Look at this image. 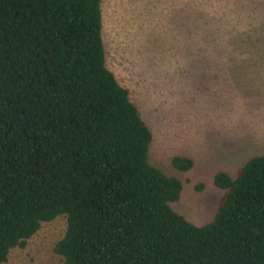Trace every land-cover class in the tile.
Returning a JSON list of instances; mask_svg holds the SVG:
<instances>
[{"label":"trees","instance_id":"16d2710c","mask_svg":"<svg viewBox=\"0 0 264 264\" xmlns=\"http://www.w3.org/2000/svg\"><path fill=\"white\" fill-rule=\"evenodd\" d=\"M101 4L0 0V264L58 216L63 264H264V155L214 175L208 223L174 211L181 181L148 160L151 131L106 64Z\"/></svg>","mask_w":264,"mask_h":264},{"label":"rangeland","instance_id":"374dc122","mask_svg":"<svg viewBox=\"0 0 264 264\" xmlns=\"http://www.w3.org/2000/svg\"><path fill=\"white\" fill-rule=\"evenodd\" d=\"M106 64L129 91L152 139L149 162L182 184L174 211L211 221L234 177L264 155V0H102ZM176 156L192 161L176 169ZM66 229L43 222L2 264H63L54 252Z\"/></svg>","mask_w":264,"mask_h":264}]
</instances>
